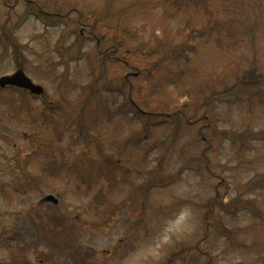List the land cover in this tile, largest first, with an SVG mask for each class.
I'll list each match as a JSON object with an SVG mask.
<instances>
[{
    "label": "rangeland",
    "instance_id": "rangeland-1",
    "mask_svg": "<svg viewBox=\"0 0 264 264\" xmlns=\"http://www.w3.org/2000/svg\"><path fill=\"white\" fill-rule=\"evenodd\" d=\"M18 68L0 264H264V0H0Z\"/></svg>",
    "mask_w": 264,
    "mask_h": 264
},
{
    "label": "water",
    "instance_id": "water-1",
    "mask_svg": "<svg viewBox=\"0 0 264 264\" xmlns=\"http://www.w3.org/2000/svg\"><path fill=\"white\" fill-rule=\"evenodd\" d=\"M5 86L19 87L36 95H39L43 92L42 87L34 84L21 69H18L10 75H4L0 77V87ZM44 200L51 201L53 203L57 202V200L52 195H47L44 197Z\"/></svg>",
    "mask_w": 264,
    "mask_h": 264
},
{
    "label": "trees",
    "instance_id": "trees-1",
    "mask_svg": "<svg viewBox=\"0 0 264 264\" xmlns=\"http://www.w3.org/2000/svg\"><path fill=\"white\" fill-rule=\"evenodd\" d=\"M10 42H11V41H10ZM13 45H16V44H13ZM103 58H105V57H103ZM104 65H105V64H104ZM158 65H159V64H158ZM158 65H156V66H158ZM154 67H155V66H154ZM124 80H126V79H124ZM176 112H177V111H174L175 115H173V116L178 117ZM180 114H181V116H182L185 120L190 119V117L186 116L184 112H182V113H180ZM195 120H200V118L195 119ZM177 122H178V120H177ZM199 132H200V130H199ZM207 171H211V170H210L209 168H207ZM212 200H213V198H211L210 201H209V204H208V207H209V208L212 206ZM46 206L51 207V208H55V206H52V205H49V204L46 205ZM205 217H206V215H205ZM28 218H30V216H28ZM58 219H59V221H66L65 217H63L62 215H60V217H59ZM24 222H25V224H26L27 221L25 220ZM20 229L22 230L23 233L27 234V230H26V228H24V227L21 226ZM52 232H53L55 235H58V234L60 233V229H57V228H56V229L52 230ZM12 233H13V235H15L14 238H18L19 236H21V232H20L19 230L13 231ZM89 251H90L89 249H84V253H85L86 255H89ZM50 256H51V254H47V255H46L47 258H49ZM175 256H176V254L174 253L173 255H171V256L168 258V261H169L170 259H172L173 257H175Z\"/></svg>",
    "mask_w": 264,
    "mask_h": 264
}]
</instances>
